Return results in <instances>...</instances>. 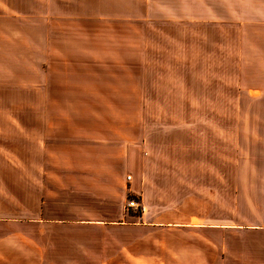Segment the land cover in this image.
I'll list each match as a JSON object with an SVG mask.
<instances>
[{
  "label": "rangeland",
  "instance_id": "obj_1",
  "mask_svg": "<svg viewBox=\"0 0 264 264\" xmlns=\"http://www.w3.org/2000/svg\"><path fill=\"white\" fill-rule=\"evenodd\" d=\"M161 3L0 0V126L48 130L57 143L72 128L69 117L113 121L112 141L128 138L124 211L132 215L145 205L132 185L151 204L156 186L163 204L217 193L223 109L236 122L243 92L242 38L229 21L190 17L179 6L170 11L183 15L163 14ZM30 146L8 147L27 160Z\"/></svg>",
  "mask_w": 264,
  "mask_h": 264
},
{
  "label": "crops",
  "instance_id": "obj_2",
  "mask_svg": "<svg viewBox=\"0 0 264 264\" xmlns=\"http://www.w3.org/2000/svg\"><path fill=\"white\" fill-rule=\"evenodd\" d=\"M157 1L163 14L183 15L172 12L179 6L190 17L228 20L242 38L243 92L236 122L223 109L217 193L163 204L156 186L151 204L132 185L145 204L132 215L124 211L128 138L112 141L113 121L69 117L57 143L48 130L1 125L0 264H264V0ZM29 144L27 160L8 147ZM99 203L108 206L102 217Z\"/></svg>",
  "mask_w": 264,
  "mask_h": 264
},
{
  "label": "built area",
  "instance_id": "obj_3",
  "mask_svg": "<svg viewBox=\"0 0 264 264\" xmlns=\"http://www.w3.org/2000/svg\"><path fill=\"white\" fill-rule=\"evenodd\" d=\"M129 177V176H128ZM127 177V178H128ZM128 205H130V206H132V207H134L135 205H138V203L137 202H133L132 200H130L129 202H128ZM142 208V210H143V206L141 207Z\"/></svg>",
  "mask_w": 264,
  "mask_h": 264
}]
</instances>
